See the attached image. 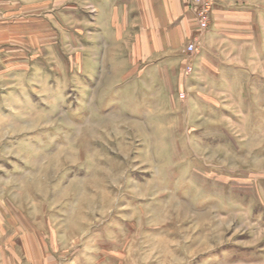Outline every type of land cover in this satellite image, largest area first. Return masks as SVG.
I'll list each match as a JSON object with an SVG mask.
<instances>
[{"label": "rangeland", "instance_id": "rangeland-1", "mask_svg": "<svg viewBox=\"0 0 264 264\" xmlns=\"http://www.w3.org/2000/svg\"><path fill=\"white\" fill-rule=\"evenodd\" d=\"M227 1L212 83L196 40L145 65L136 0H0V264H264V0Z\"/></svg>", "mask_w": 264, "mask_h": 264}, {"label": "crops", "instance_id": "crops-1", "mask_svg": "<svg viewBox=\"0 0 264 264\" xmlns=\"http://www.w3.org/2000/svg\"><path fill=\"white\" fill-rule=\"evenodd\" d=\"M238 5L236 1L215 0L208 27L201 30L190 12L189 0H136L145 65H177L186 55L185 45L196 40L192 60L196 70L205 81L221 82L226 66H230L223 59L225 43L233 46L236 40L241 41L242 19L250 17V12Z\"/></svg>", "mask_w": 264, "mask_h": 264}, {"label": "built area", "instance_id": "built-area-1", "mask_svg": "<svg viewBox=\"0 0 264 264\" xmlns=\"http://www.w3.org/2000/svg\"><path fill=\"white\" fill-rule=\"evenodd\" d=\"M191 6L194 9L195 14L197 15L200 25L202 28L206 29L209 24L211 13L214 9L213 0H191ZM190 52L195 51V44L191 43L189 45Z\"/></svg>", "mask_w": 264, "mask_h": 264}]
</instances>
